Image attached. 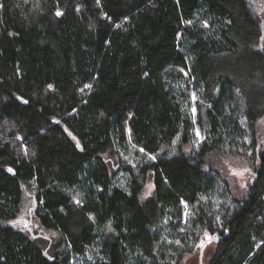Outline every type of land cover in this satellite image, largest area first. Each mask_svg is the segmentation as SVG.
<instances>
[{
  "label": "trees",
  "instance_id": "16d2710c",
  "mask_svg": "<svg viewBox=\"0 0 264 264\" xmlns=\"http://www.w3.org/2000/svg\"><path fill=\"white\" fill-rule=\"evenodd\" d=\"M262 120L251 0H0V264H181L204 234L264 264ZM29 182L49 246L12 225Z\"/></svg>",
  "mask_w": 264,
  "mask_h": 264
},
{
  "label": "rangeland",
  "instance_id": "374dc122",
  "mask_svg": "<svg viewBox=\"0 0 264 264\" xmlns=\"http://www.w3.org/2000/svg\"><path fill=\"white\" fill-rule=\"evenodd\" d=\"M254 12L264 23V0H251ZM196 103L192 106V115L194 121L197 120L198 110L196 108ZM11 124L8 122H3L0 124V130L4 133L9 132ZM6 137V136H5ZM201 132L197 128L195 130V143L197 144L200 141ZM260 138L264 143V121L260 123ZM129 157H127L128 159ZM210 162L223 171L226 178L229 180L231 188L235 193L241 194L244 192L245 187L249 182L252 181L253 171L249 167L248 162L245 158L241 156H234L224 153H213L210 156ZM152 192V183L151 179L148 178L143 195L147 196ZM35 199V187L32 182L25 183L23 185V198L20 208V212L17 218L12 221V225L32 236L36 239L41 245L49 246L53 243L54 238L56 237V232L52 230L45 229L42 227L38 219L34 215V204ZM48 244V245H47ZM215 240L214 237L204 234L201 237L199 243L195 246L192 252L186 254L181 262V264H206L215 251ZM91 255L86 254L84 258H81V261L90 260Z\"/></svg>",
  "mask_w": 264,
  "mask_h": 264
},
{
  "label": "snow or ice",
  "instance_id": "6c2138e0",
  "mask_svg": "<svg viewBox=\"0 0 264 264\" xmlns=\"http://www.w3.org/2000/svg\"><path fill=\"white\" fill-rule=\"evenodd\" d=\"M57 15H60V13L58 12ZM51 87V86H50ZM141 151H143V149H141Z\"/></svg>",
  "mask_w": 264,
  "mask_h": 264
}]
</instances>
